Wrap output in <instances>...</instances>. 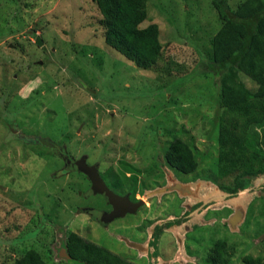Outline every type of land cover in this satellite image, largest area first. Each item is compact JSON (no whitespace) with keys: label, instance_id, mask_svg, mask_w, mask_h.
<instances>
[{"label":"rangeland","instance_id":"1","mask_svg":"<svg viewBox=\"0 0 264 264\" xmlns=\"http://www.w3.org/2000/svg\"><path fill=\"white\" fill-rule=\"evenodd\" d=\"M101 18L92 0H0V264H14L29 250L46 264H73L69 231L139 264H211L219 240L235 249L229 264L264 257V179L235 197L202 180L219 153V89L214 73L204 71L222 26L212 1L148 0L140 27L157 24L163 46L150 70L105 44ZM173 136L190 142L198 173L161 168ZM61 149L87 156L111 186L120 170H139L138 184L125 178L120 186L145 202L138 215L109 228L91 218L90 210L108 206L81 174L65 168ZM176 184L191 194L168 188ZM169 222L177 223L165 228ZM161 224L167 230L152 258L147 246ZM127 241H145L146 249Z\"/></svg>","mask_w":264,"mask_h":264},{"label":"trees","instance_id":"2","mask_svg":"<svg viewBox=\"0 0 264 264\" xmlns=\"http://www.w3.org/2000/svg\"><path fill=\"white\" fill-rule=\"evenodd\" d=\"M92 1L102 17L100 23L105 44L137 67L153 69L160 60L163 46L157 24L140 27L148 18V0ZM211 1L222 26L211 41L212 55L205 63L204 71L214 73L219 89L214 118L219 153L217 167L202 180L215 181L222 193L235 197L264 177V0H241L237 8H232L230 0ZM242 76L252 81L256 89H250ZM164 161L162 169L185 175L199 171L200 163L193 147L179 136H173L168 142ZM138 173L141 172L135 168L120 170L114 176L113 188L125 191V187H120L125 178L138 184ZM108 176L106 174L105 178ZM225 178H231L232 182L218 183ZM136 193L137 190L131 192L133 196ZM176 223L170 222L165 226ZM164 229L162 224L155 227L152 248L157 249ZM66 235L68 262L73 264H139L75 232L69 231ZM234 250L226 241L219 240L210 250L208 262L229 264ZM150 255L158 257L155 253ZM14 264L46 262L39 252L29 250ZM242 264H264V257L248 255Z\"/></svg>","mask_w":264,"mask_h":264},{"label":"water","instance_id":"3","mask_svg":"<svg viewBox=\"0 0 264 264\" xmlns=\"http://www.w3.org/2000/svg\"><path fill=\"white\" fill-rule=\"evenodd\" d=\"M37 44H41L39 38L37 39ZM76 166L78 168V171L82 172L84 175H86L90 179L91 184H92V192L95 195H105L108 198L110 204L113 206V209H114L113 212L109 215L110 220L124 217L128 213H134V212H136V210L139 207H141L144 204L143 201H140L137 203H132L128 196L121 197V196L117 195L114 191H112L104 182L97 166H89L87 164V157L86 156L83 157L81 160L77 161ZM260 179H264V177H262ZM257 181L258 180H256L255 182H257ZM168 188L170 190H174V191L176 190V191L180 192V194L182 196H188L187 194H189V195L191 194V191H190V189H188L189 187L187 185L176 184V185L168 187ZM246 190H248V189H245L242 191H246ZM242 191H240V192H242ZM222 194H224V193H222ZM225 195L227 196L229 194H225ZM194 196H195V194H194ZM125 203H126L127 208H122V205ZM119 209H122V210H119ZM238 214H237V219L244 216L242 211L239 212ZM105 218H106V216H105ZM102 221L108 222V220L106 221L104 218H102ZM231 225L234 227L236 225V220H232ZM127 243H128V241H127ZM129 245L140 249V251L142 249V247L140 245L135 244V243H130ZM66 256L68 257V259H70V257L68 255H66Z\"/></svg>","mask_w":264,"mask_h":264},{"label":"flooded vegetation","instance_id":"4","mask_svg":"<svg viewBox=\"0 0 264 264\" xmlns=\"http://www.w3.org/2000/svg\"><path fill=\"white\" fill-rule=\"evenodd\" d=\"M61 153L59 154L61 157H62V159H63V161H64V164H65V168L66 169H69L70 171H74V172H80V171H78V168H77V166H76V162L77 161H79V160H81L83 157H85V156H81V157H79L78 159H75L73 156H71V155H68V153L66 152V150L64 151V150H62L61 149ZM65 152V153H64ZM87 157V156H86ZM87 164H88V157H87ZM89 166H97V168L99 169V167H98V165H92V164H88ZM99 172H100V170H99ZM82 175H84L82 172H80ZM100 174H101V177L103 178V180H104V182L106 183V185L112 190V191H114L117 195H119V196H121V197H125V196H128L129 197V199H130V201L132 202V203H137V202H140V201H138V200H136V195L135 196H133L132 194H131V192H126V191H123V192H121L119 189H114L108 182H107V179L105 178V175L103 176L102 175V172H100ZM84 178L87 180V182H89L90 184H91V181H90V179L86 176V175H84ZM106 179V180H105ZM89 192H90V194L92 195V196H97V195H95L93 192H92V184H91V186H90V189H89ZM100 196H102L103 197V199H104V203H105V205L106 206H108V210H104V211H102V212H98V211H96V210H90L89 212H88V214H91V215H93V216H91V218H94V220L96 219L97 221L96 222H98L99 224H102L104 227H108V226H110V224H112L113 222H115V221H117V220H123V219H125V218H127L128 216H137L138 215V213L142 210V208H143V206H144V204H145V202H144V204L141 206V207H139L137 210H136V212H134V213H128L126 216H124V218H118V219H113V220H110V217H109V215L113 212V206L110 204V202H109V200H108V198L105 196V195H100ZM128 204V203H127ZM129 205V204H128ZM200 207V206H199ZM122 208H127V206H126V203L125 204H123L122 205ZM193 208V207H192ZM195 209H197V208H195ZM119 210H122V209H119ZM100 213L101 215H100V217H98V218H95L94 217V213ZM191 213H192V210L191 211H187L186 212V214L183 216L184 218L185 217H187V216H189V215H191ZM105 216H106V218H105ZM102 218H104L106 221L108 220V222H103L102 221ZM173 221H175V220H173ZM177 221H180V220H177ZM101 222H103V223H101ZM170 223V222H169ZM168 223V224H169ZM175 223V222H174ZM167 225V224H166ZM173 225H170L168 228L170 229L171 227H172ZM117 227V226H116ZM116 227H115V229H116ZM109 228V227H108ZM167 228V227H166ZM187 227H185V229H186ZM167 229H165L164 230V232L166 231ZM163 234V233H162ZM153 240V239H152ZM145 241H143V242H141V247H142V249H146V245H145ZM151 242L148 244V246H147V253H148V255L151 257V255L150 254H157V256H159V252H158V249H156V248H152L151 247ZM152 252V253H151ZM153 258V257H152ZM155 258H157V257H155Z\"/></svg>","mask_w":264,"mask_h":264}]
</instances>
